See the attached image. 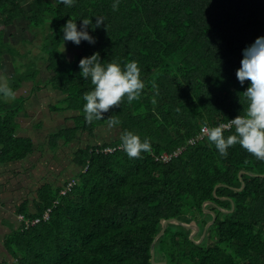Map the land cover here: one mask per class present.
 <instances>
[{
	"label": "trees",
	"instance_id": "obj_1",
	"mask_svg": "<svg viewBox=\"0 0 264 264\" xmlns=\"http://www.w3.org/2000/svg\"><path fill=\"white\" fill-rule=\"evenodd\" d=\"M112 3L75 0L67 7L58 0H0L4 28L25 18L46 31L41 60L50 79L42 84L41 71L32 69L16 72L7 85L14 91L25 83L40 90L49 86L63 95L60 108L72 113L71 124L52 133L50 143L93 135L111 115L119 121L113 127L120 136L132 131L151 145L135 157L126 154L120 136L78 148L71 192L61 195V188L45 185L38 214L20 208L33 218L48 208L52 213L48 221L7 237L13 264H153L152 244L163 220L195 221L199 229L192 241V229L168 223L155 245V264H264V160L238 143L221 155L208 138L173 156L203 124L211 127L243 114L241 92L248 81L241 85L235 71L241 50L264 35V0H118L116 9ZM69 17L78 27L79 19L89 18L87 30L95 42L63 41L61 27ZM96 18L103 20L99 26ZM3 27L0 69L6 55L16 57ZM93 53L103 62L135 60L144 87L138 98L122 97L102 119L87 121L83 93L93 85L80 77L78 60ZM19 111L0 100L2 163L33 152L31 138L17 136Z\"/></svg>",
	"mask_w": 264,
	"mask_h": 264
},
{
	"label": "clouds",
	"instance_id": "obj_2",
	"mask_svg": "<svg viewBox=\"0 0 264 264\" xmlns=\"http://www.w3.org/2000/svg\"><path fill=\"white\" fill-rule=\"evenodd\" d=\"M59 3L71 7L75 0H58ZM118 0H113L112 8H117ZM77 20L69 17L61 27L63 41H71L79 45L81 41L94 43L95 37L87 30L92 23L89 18ZM102 19L96 18L95 25L99 26ZM242 58L235 76L241 85L248 81L242 95L246 101L243 114H237L228 119V124H218L209 127L202 125L208 140L214 144L216 150L224 155L228 147L239 144L256 159L264 160V35L257 36L253 42L242 50ZM80 77L90 80L93 87L83 93L82 105L84 117L87 121L102 119L110 106L119 105L121 98L129 102L139 97L144 87L140 78V69L135 60H128L121 64L115 60L103 62L97 54L83 56L78 60ZM15 91L7 84H0V97H14ZM109 128L119 123L113 116L103 118ZM234 127V131L225 136L223 129ZM121 147L130 157L138 156L141 151L150 150V140L132 131L125 130L120 136ZM63 188V187H62ZM61 188V189H62ZM33 218V217H30Z\"/></svg>",
	"mask_w": 264,
	"mask_h": 264
},
{
	"label": "crops",
	"instance_id": "obj_3",
	"mask_svg": "<svg viewBox=\"0 0 264 264\" xmlns=\"http://www.w3.org/2000/svg\"><path fill=\"white\" fill-rule=\"evenodd\" d=\"M3 76L9 79L13 77L2 72L0 73V80ZM25 86H30V84L25 83L21 89L15 91L14 97H0V100L9 104L14 111L20 110L16 116L17 136L29 137L33 143V152L27 158L12 163L0 162V253L2 251L3 254L6 252L5 241L7 237L14 230L23 228V223L19 219L20 208L26 206L27 214H38L42 187L49 185L52 189L62 188L67 180L74 178V174L69 177H65V174L69 173L71 164H73V162L70 163L69 156L76 147L75 143H68L62 138H57L52 143L49 141V136L52 133L71 124L68 119L72 113L60 108V102L64 99L63 95L50 87L51 92L49 93L60 95L61 100L59 102H51L50 98L44 94L43 103H33L34 95L37 92H47L48 87L42 86L40 90L36 89L37 85H32L30 96L26 97L25 92L27 90L23 91ZM27 102L32 103L27 104ZM55 107L60 109L56 110ZM49 173H52V176L48 177ZM201 241L203 240L201 239ZM6 262L5 258L0 261V264Z\"/></svg>",
	"mask_w": 264,
	"mask_h": 264
},
{
	"label": "rangeland",
	"instance_id": "obj_4",
	"mask_svg": "<svg viewBox=\"0 0 264 264\" xmlns=\"http://www.w3.org/2000/svg\"><path fill=\"white\" fill-rule=\"evenodd\" d=\"M52 3H55L56 0H49ZM25 8L27 10H30V6L25 2ZM3 27V25L0 22V29ZM48 27V24H47ZM6 30L7 34L5 35V38L7 41H9L11 44L14 45V48L16 49V57L15 59H12L11 56L6 55L4 57V61L2 62V67L0 69V73L4 72L7 76H15L16 72L19 74H24L29 72L32 69H38L41 71V75L39 76V81H41L42 84H45L47 80L50 79L51 74L47 72L45 64L42 62L41 57L42 54V43L45 40L46 31L42 30L41 28H32L27 22L25 18H21L18 21L15 22L14 25L10 26L9 28H4L2 30ZM3 68V69H2ZM0 84H9V78L3 76L0 80ZM32 85L25 86V89L23 91H26L25 94L26 97H29ZM48 89L47 92L41 93L37 92L34 95L33 103H43V95H47V98H50L51 102L57 103L61 100L60 95L58 93H49L51 92V88L47 86ZM46 98V99H47ZM49 101V100H47ZM32 102H27V104H31ZM26 104V103H25ZM58 131V130H57ZM56 131V132H57ZM73 142L75 143L76 147L74 151L70 153V163L71 168L69 173L65 174V177L72 176L75 171V163H74V154L75 151L82 147L84 143L90 142L93 144H103L105 142H112L114 140H117L120 136V130L118 127H111L109 128L107 125L103 126L102 128H96L95 133L93 135H89V133L85 132L83 135L79 134ZM95 136V138H94ZM95 141V142H94ZM35 148V145H34ZM52 176V173H49L47 175ZM53 185V184H51ZM23 211L27 212V207H23ZM6 251V249H5ZM6 258L7 264H13L14 259L10 256L9 252H5L4 254L0 253V261L4 260ZM3 263V264H6Z\"/></svg>",
	"mask_w": 264,
	"mask_h": 264
},
{
	"label": "built area",
	"instance_id": "obj_5",
	"mask_svg": "<svg viewBox=\"0 0 264 264\" xmlns=\"http://www.w3.org/2000/svg\"><path fill=\"white\" fill-rule=\"evenodd\" d=\"M222 124H228V122H225V123H222ZM210 127V126H209ZM233 128V126H229L225 129H223V131L225 130H231ZM207 138V133L205 130H201V132L195 136V137H192L190 138V140H188L187 144L185 146H182L181 148L177 149L174 153H173V156H176L178 153H181L182 150L185 149V147L187 145H196L197 143H200L202 141H205ZM112 150L110 148H106L104 149V152L108 153V152H111ZM162 158L164 160H168L169 159V156L167 154H164L162 156ZM75 184H76V180L74 179H70L68 180L63 188L61 189V192L60 194L61 195H66L68 194L69 192H71V190L75 187ZM58 203V201H55L54 204L56 205ZM52 213V210L51 208H48L45 212V214L43 215V217H38V218H30V217H27L26 215L24 214H20L19 215V219L20 221L23 223V228L25 229H29L33 226H35L36 224H39L41 222H46L49 220L50 218V214Z\"/></svg>",
	"mask_w": 264,
	"mask_h": 264
},
{
	"label": "water",
	"instance_id": "obj_6",
	"mask_svg": "<svg viewBox=\"0 0 264 264\" xmlns=\"http://www.w3.org/2000/svg\"><path fill=\"white\" fill-rule=\"evenodd\" d=\"M215 220H216V217L214 216L213 221H212V222L206 227V229H205V233H204V236H203L202 240H204L205 236L207 235V231H208L209 227H211V226L214 224ZM168 223H173V224H177V225H182V226H186L187 228L192 229V233H191V235H190V240H192V241H195V236H196L197 233H198V229H199V227H198V225H197V223H196L195 221H192V222H190V223H185V222H179V221H177V220H163L162 223H161V231H160V234L158 235V237L156 238V240H155L154 243L152 244V249H151V251H152V256H151V259H152L153 264H155V245H156L157 241H158L161 237H163V235H164V233H165L166 225H167ZM197 243H200V242H197Z\"/></svg>",
	"mask_w": 264,
	"mask_h": 264
}]
</instances>
